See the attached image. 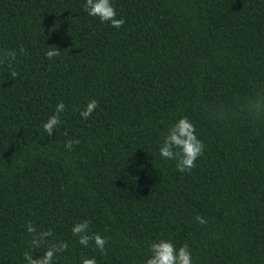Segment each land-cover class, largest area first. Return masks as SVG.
Wrapping results in <instances>:
<instances>
[{
    "label": "trees",
    "instance_id": "obj_1",
    "mask_svg": "<svg viewBox=\"0 0 264 264\" xmlns=\"http://www.w3.org/2000/svg\"><path fill=\"white\" fill-rule=\"evenodd\" d=\"M85 2L0 0V53L17 52L19 73L0 64V264L43 255L28 221L67 241L55 264H144L161 234L193 264H264V120L247 115L264 105V0H112L119 29ZM182 116L205 145L186 173L159 154ZM85 219L106 256L72 234Z\"/></svg>",
    "mask_w": 264,
    "mask_h": 264
},
{
    "label": "clouds",
    "instance_id": "obj_2",
    "mask_svg": "<svg viewBox=\"0 0 264 264\" xmlns=\"http://www.w3.org/2000/svg\"><path fill=\"white\" fill-rule=\"evenodd\" d=\"M82 7L89 16L98 17L103 23L110 22L113 28L119 29L126 23L123 18L117 17L112 0H86ZM19 52L27 55V51L23 47L19 49ZM60 52L58 47L49 46L45 56L51 60L59 56ZM16 59L17 52L15 50H4L0 53V64H6L12 78L19 76L18 71L13 68V62ZM66 107L63 102L57 103L55 113L43 123V129L49 136L60 125V114L65 112ZM98 107L99 102L93 99L86 104L83 110L78 109V111H80L81 117L87 120ZM215 115L221 120H226L229 117L224 107L218 108L215 111ZM247 115L254 120H264V105L258 101H253L252 109ZM79 143L78 139H69L65 144V148L71 151L73 146ZM204 150V142L198 138L194 123L187 116H182L172 124L164 136L163 143L159 148V154L164 159L176 161L177 171L186 173L191 172L196 167V161L204 154ZM195 219L201 225L208 223V220L201 214H197ZM26 227L27 232L32 236L30 247L33 250L43 249L40 251L43 252V255L39 258H34V251H25L23 258L26 264H55L57 254L67 252L69 247L67 241H49V238L53 235L51 229L38 231L32 221H28ZM72 234L78 237L79 244L85 248L89 246L90 242H94L96 249L99 250L101 255L106 256L108 254L105 247L108 244V239L99 233L90 232L89 220L85 219L75 223L72 227ZM148 251L150 256L145 259L144 264H193L189 245L184 243L177 248L171 239L163 238V234H161L160 239L151 243ZM81 264H98V261L95 256L82 255Z\"/></svg>",
    "mask_w": 264,
    "mask_h": 264
}]
</instances>
